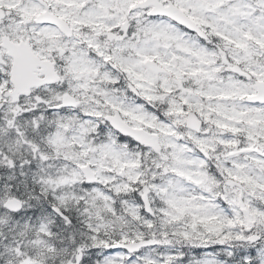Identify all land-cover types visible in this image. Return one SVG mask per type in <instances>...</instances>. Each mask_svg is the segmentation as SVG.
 <instances>
[{
    "label": "snow or ice",
    "instance_id": "6c2138e0",
    "mask_svg": "<svg viewBox=\"0 0 264 264\" xmlns=\"http://www.w3.org/2000/svg\"><path fill=\"white\" fill-rule=\"evenodd\" d=\"M0 264H264V0H0Z\"/></svg>",
    "mask_w": 264,
    "mask_h": 264
}]
</instances>
